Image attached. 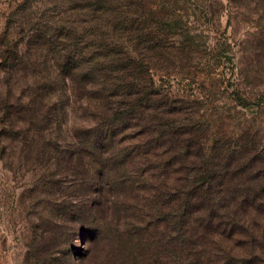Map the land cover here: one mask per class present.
Wrapping results in <instances>:
<instances>
[{
  "label": "rangeland",
  "instance_id": "1",
  "mask_svg": "<svg viewBox=\"0 0 264 264\" xmlns=\"http://www.w3.org/2000/svg\"><path fill=\"white\" fill-rule=\"evenodd\" d=\"M116 2L129 13L127 36L114 37L128 51L117 69L135 85L136 115L80 162L75 133L99 111L63 81L48 42L80 29L76 1L0 0V264H176L160 256L164 213L141 189L144 173L173 192L172 215L182 187L226 190L216 202L264 189V0ZM85 158L100 172L119 167L102 178ZM83 209L75 217L97 226L89 236L71 222ZM248 217L253 236L220 246L264 264V217Z\"/></svg>",
  "mask_w": 264,
  "mask_h": 264
},
{
  "label": "trees",
  "instance_id": "2",
  "mask_svg": "<svg viewBox=\"0 0 264 264\" xmlns=\"http://www.w3.org/2000/svg\"><path fill=\"white\" fill-rule=\"evenodd\" d=\"M75 1L76 5L68 8L69 17L82 18L79 19L82 26L77 30L71 24L66 29L64 27L68 37L66 43L59 42V38L48 42L54 64L62 72L60 75H63V81L68 80L73 88L86 96L88 105L93 102V106L99 111L93 112L96 121L93 125L75 133L84 142L77 153L81 162L83 156H92L90 149L94 143L98 144V152H102V144L110 146L116 139L126 135L124 133L132 127L131 120L136 115V93L132 88L135 86L133 82L124 76L123 79L118 73V69L123 70V67H119L117 63L127 60L128 51L126 46L114 37L120 36L121 33L127 36L130 30L128 9L117 6L116 0ZM59 33L62 34L61 28ZM85 161L83 166L88 168L90 165V169L97 175L99 173V176L101 174L102 178L111 176V171L119 167L113 163L116 167L106 165L100 172L99 162L92 166L95 160ZM130 174L138 185L137 170ZM189 178V175L185 176V180ZM142 181L144 186L141 189H152L151 202L159 213H164L161 243L163 254L160 253L163 261L171 263V254H174L176 264H258L259 255L247 256L236 252L237 250L236 253L228 252L220 246V240L242 234L252 235L244 221L247 216L253 220L254 217H264V202L259 201L264 196V189L235 190L232 191L234 196L232 195L230 201L216 202L212 196L216 195V199L220 200L226 190L182 187L178 190L180 195L176 213L172 215L165 208L170 206L171 201H176V197L171 195L173 192H161V187L160 191L152 188V178L147 173H144ZM164 204L165 206H161ZM82 212L85 213L86 210L72 214L71 222L78 224V230L83 235H92L97 227L93 221L94 217L91 220L87 219L90 215L85 218L75 217ZM237 248H241L240 245Z\"/></svg>",
  "mask_w": 264,
  "mask_h": 264
}]
</instances>
